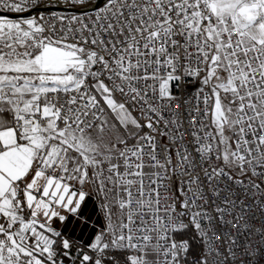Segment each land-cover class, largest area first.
<instances>
[{"label":"snow or ice","instance_id":"1","mask_svg":"<svg viewBox=\"0 0 264 264\" xmlns=\"http://www.w3.org/2000/svg\"><path fill=\"white\" fill-rule=\"evenodd\" d=\"M0 264H264V0H0Z\"/></svg>","mask_w":264,"mask_h":264},{"label":"built area","instance_id":"2","mask_svg":"<svg viewBox=\"0 0 264 264\" xmlns=\"http://www.w3.org/2000/svg\"><path fill=\"white\" fill-rule=\"evenodd\" d=\"M253 239H256V237L254 236Z\"/></svg>","mask_w":264,"mask_h":264}]
</instances>
